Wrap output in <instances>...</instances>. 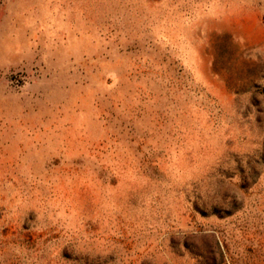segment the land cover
Wrapping results in <instances>:
<instances>
[{
    "label": "rangeland",
    "instance_id": "obj_1",
    "mask_svg": "<svg viewBox=\"0 0 264 264\" xmlns=\"http://www.w3.org/2000/svg\"><path fill=\"white\" fill-rule=\"evenodd\" d=\"M0 264H264V0H0Z\"/></svg>",
    "mask_w": 264,
    "mask_h": 264
}]
</instances>
